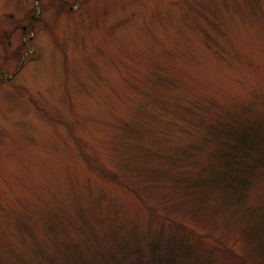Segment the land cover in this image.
Here are the masks:
<instances>
[{"label": "rangeland", "instance_id": "rangeland-1", "mask_svg": "<svg viewBox=\"0 0 264 264\" xmlns=\"http://www.w3.org/2000/svg\"><path fill=\"white\" fill-rule=\"evenodd\" d=\"M209 127L264 151V0H0V264H264V162L183 181Z\"/></svg>", "mask_w": 264, "mask_h": 264}, {"label": "trees", "instance_id": "trees-1", "mask_svg": "<svg viewBox=\"0 0 264 264\" xmlns=\"http://www.w3.org/2000/svg\"><path fill=\"white\" fill-rule=\"evenodd\" d=\"M207 134L210 138H216L217 150L212 152L201 150L205 160L195 161L194 176L186 178L184 175L183 181L191 186L192 191H196L194 195L197 199L196 212L207 207L210 213H214L227 199H232L234 203H241L244 200V192L249 190L251 184L258 178V172L261 171L264 151L261 142L255 141L251 130L247 128H233L221 134L209 127ZM210 138L206 137L205 146L212 142ZM173 159L178 162L181 158ZM243 211L245 215L250 214L247 208ZM261 218L264 220V215ZM153 248L157 249L158 244L154 243ZM153 256L159 258L157 255ZM165 258L166 264H174L175 259L169 260L170 256Z\"/></svg>", "mask_w": 264, "mask_h": 264}]
</instances>
